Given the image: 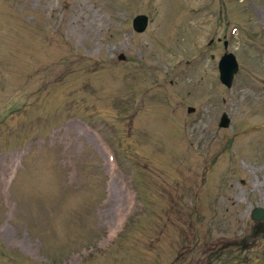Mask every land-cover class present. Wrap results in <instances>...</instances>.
<instances>
[{"label":"rangeland","instance_id":"obj_1","mask_svg":"<svg viewBox=\"0 0 264 264\" xmlns=\"http://www.w3.org/2000/svg\"><path fill=\"white\" fill-rule=\"evenodd\" d=\"M255 207L264 0H0V264H264Z\"/></svg>","mask_w":264,"mask_h":264},{"label":"water","instance_id":"obj_2","mask_svg":"<svg viewBox=\"0 0 264 264\" xmlns=\"http://www.w3.org/2000/svg\"><path fill=\"white\" fill-rule=\"evenodd\" d=\"M148 23V17L145 14H138L132 19L133 29L137 32H142ZM226 42L224 45L226 47ZM119 58H123V55H119ZM238 70V63L235 55L232 52H225L220 57L218 61V72L220 81L225 84L227 87H230L234 78L235 73ZM188 110H192L190 107ZM229 119L227 115L223 113L221 116L219 125L221 127L228 126ZM251 217L255 220H263L264 219V208L263 207H255L251 211Z\"/></svg>","mask_w":264,"mask_h":264}]
</instances>
